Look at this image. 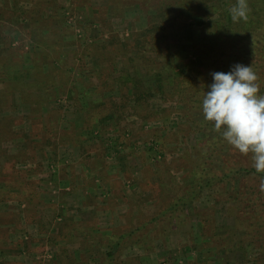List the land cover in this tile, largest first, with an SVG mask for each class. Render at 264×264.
Here are the masks:
<instances>
[{"label": "rangeland", "instance_id": "374dc122", "mask_svg": "<svg viewBox=\"0 0 264 264\" xmlns=\"http://www.w3.org/2000/svg\"><path fill=\"white\" fill-rule=\"evenodd\" d=\"M158 5L0 0V264H254L245 251L254 240L243 218L249 211L213 187L198 188L200 166L208 171L221 160L236 166L244 159L221 145L204 161L212 127L196 130L170 101L152 100L118 119L99 110L83 135L73 132L85 119L72 106L69 86L94 90L98 69L104 78L113 65L115 74L125 68L150 84L147 64L164 62L167 44L179 41L188 20L180 11L157 49L129 62L126 43L149 25ZM193 28L185 33L202 41L196 22ZM196 52L193 59L212 65L213 53ZM21 70L29 72L22 77ZM199 78L198 87L209 81ZM99 82L104 95L116 94ZM191 186L197 193L187 201ZM179 196L186 203L172 211ZM23 231V239L13 236ZM123 233L131 235L119 244Z\"/></svg>", "mask_w": 264, "mask_h": 264}, {"label": "trees", "instance_id": "16d2710c", "mask_svg": "<svg viewBox=\"0 0 264 264\" xmlns=\"http://www.w3.org/2000/svg\"><path fill=\"white\" fill-rule=\"evenodd\" d=\"M222 3H225L226 7H223ZM236 3L237 0H159L155 14L148 22L149 25L136 31L129 40L131 43H126V46L129 44L126 48L132 51L127 58L133 64L134 60L143 58L146 50H156L158 43L167 35L166 23H169L168 25L172 28L178 11H180L179 15H183V21L185 18L188 19L182 23L183 28H181L179 41L172 45L167 44L170 52L164 62L155 65L147 64L146 72L152 76L150 84H147L143 77L132 74L125 68L115 74L117 66L113 65L116 69L114 68V71H110L104 78L101 77L104 74L102 67L98 69L97 84L93 83L94 90L92 88L77 90L75 86H69L68 92L69 98H72V106L75 111L82 113L85 119L82 125L74 126V134L77 133L78 136L82 134L83 129L90 126L89 117L93 115L95 118L100 111L105 112L104 114L108 117L113 115L118 119L128 112L141 111L149 107L152 100L162 103L170 101L173 104L170 106L171 111L187 117L188 123L195 126L196 130H200L203 125H208L215 130L214 122L204 119L201 108L202 99L205 91L208 90V84L212 82L211 72H227L236 63L250 64L253 71L257 73L260 94H264V0H247L249 7L247 19L234 20L230 8ZM195 22L198 24L199 37L202 41H196L192 36ZM187 28L191 30V35L185 33ZM196 50L205 55L213 53L212 65H206L193 59L198 56L195 55L198 53ZM106 55L103 56L104 59ZM144 59L146 60V57ZM21 71L22 77L29 72L28 70ZM204 72L206 74H202ZM56 75L57 73H52V76ZM203 75L208 77L209 81L202 82L201 87L196 86L198 85L196 80L199 77L202 78ZM103 80H105L102 87L104 89H101H114L112 91H116V94L110 92L109 95H104L101 90L97 89L99 81ZM91 84L92 82L89 83ZM92 93H95V96L92 97ZM154 111L163 112L162 109ZM194 111H198L195 116ZM214 141L218 143L213 144ZM205 145L213 146L206 151L204 161L215 153L217 146L233 147L219 131H216L212 141ZM212 150L214 152H210ZM242 154L244 155L243 162L236 166L228 165L224 160H221L220 166L218 165L216 169L207 171L206 165L200 166L197 172L199 180L197 184L199 189L213 187L215 193H222L227 199L233 201L234 207L249 211V214L246 212L247 216L243 218L248 219L246 226L248 231L252 232L254 240L253 245H247L245 251L252 255L254 264H264V240H261L264 233V189L261 185V183L264 185V172H257L254 168L253 153ZM238 177L252 179L244 186H237L234 181ZM193 188L191 186L187 191L189 195L187 201L197 193ZM238 199L242 201L238 203ZM185 201L179 196L171 210L183 209L182 205L186 203ZM130 235V233L119 235L117 243H122ZM140 242L142 243L138 241L136 244ZM114 249L109 246L105 251V256L110 260Z\"/></svg>", "mask_w": 264, "mask_h": 264}, {"label": "clouds", "instance_id": "9594fccd", "mask_svg": "<svg viewBox=\"0 0 264 264\" xmlns=\"http://www.w3.org/2000/svg\"><path fill=\"white\" fill-rule=\"evenodd\" d=\"M247 0L231 6L234 20L247 19ZM212 82L202 99L204 119L241 153H253L254 168L264 172V94L257 73L249 65L236 63L230 70L212 71Z\"/></svg>", "mask_w": 264, "mask_h": 264}, {"label": "crops", "instance_id": "0c3cea01", "mask_svg": "<svg viewBox=\"0 0 264 264\" xmlns=\"http://www.w3.org/2000/svg\"><path fill=\"white\" fill-rule=\"evenodd\" d=\"M23 233H24V231L23 232H15V234H13V236L16 239H23V237H22ZM24 237H26V235H24Z\"/></svg>", "mask_w": 264, "mask_h": 264}]
</instances>
